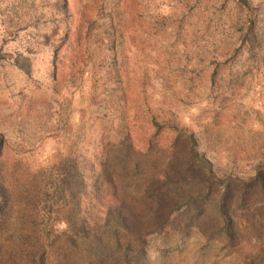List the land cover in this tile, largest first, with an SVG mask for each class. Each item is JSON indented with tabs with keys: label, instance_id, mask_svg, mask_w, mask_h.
<instances>
[{
	"label": "rangeland",
	"instance_id": "374dc122",
	"mask_svg": "<svg viewBox=\"0 0 264 264\" xmlns=\"http://www.w3.org/2000/svg\"><path fill=\"white\" fill-rule=\"evenodd\" d=\"M248 1L0 0V264H264Z\"/></svg>",
	"mask_w": 264,
	"mask_h": 264
},
{
	"label": "trees",
	"instance_id": "16d2710c",
	"mask_svg": "<svg viewBox=\"0 0 264 264\" xmlns=\"http://www.w3.org/2000/svg\"><path fill=\"white\" fill-rule=\"evenodd\" d=\"M229 1V0H227ZM232 1H235L236 4L241 7L242 9L244 10H247L248 9V6H249V1L248 0H232ZM191 152H192V155H193V158L199 163V164H204V161L199 157L198 153H196V151L192 148L191 149ZM258 182H261V179L258 177L257 179L256 178H251L249 181H247V183H258ZM126 260H127V257L125 258V263H126ZM121 264H124L123 262H121ZM127 264H130V263H127Z\"/></svg>",
	"mask_w": 264,
	"mask_h": 264
}]
</instances>
